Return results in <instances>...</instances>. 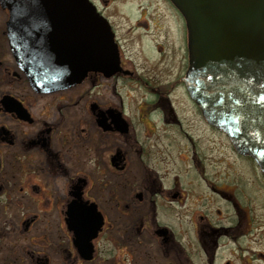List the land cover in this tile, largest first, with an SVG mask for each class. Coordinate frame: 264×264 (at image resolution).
<instances>
[{
  "label": "flooded vegetation",
  "instance_id": "obj_1",
  "mask_svg": "<svg viewBox=\"0 0 264 264\" xmlns=\"http://www.w3.org/2000/svg\"><path fill=\"white\" fill-rule=\"evenodd\" d=\"M88 1L112 71L48 93L14 60L0 7V264H264V172L191 98L178 8Z\"/></svg>",
  "mask_w": 264,
  "mask_h": 264
},
{
  "label": "water",
  "instance_id": "obj_2",
  "mask_svg": "<svg viewBox=\"0 0 264 264\" xmlns=\"http://www.w3.org/2000/svg\"><path fill=\"white\" fill-rule=\"evenodd\" d=\"M171 1L188 30L191 98L264 172V0ZM0 6L9 12L12 56L34 91L78 83L88 68L112 71L114 44L88 0H0ZM2 104L27 115L12 98Z\"/></svg>",
  "mask_w": 264,
  "mask_h": 264
},
{
  "label": "rangeland",
  "instance_id": "obj_3",
  "mask_svg": "<svg viewBox=\"0 0 264 264\" xmlns=\"http://www.w3.org/2000/svg\"><path fill=\"white\" fill-rule=\"evenodd\" d=\"M128 1L130 3H134V1H131V0H128ZM1 16H2V14L0 13V31H1L2 25H3L2 22H1ZM10 68H11V70H13L12 63H10ZM214 139H216V141ZM207 140L210 141V142H213V143H208ZM202 144H203V146L211 145L212 147H215V148H213V153L214 154H218V153L225 154L226 147H227L225 145V142L220 137L215 136V135L214 136L208 135L204 131H203Z\"/></svg>",
  "mask_w": 264,
  "mask_h": 264
}]
</instances>
